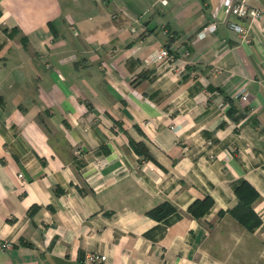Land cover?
<instances>
[{"label":"crops","instance_id":"crops-1","mask_svg":"<svg viewBox=\"0 0 264 264\" xmlns=\"http://www.w3.org/2000/svg\"><path fill=\"white\" fill-rule=\"evenodd\" d=\"M217 1L0 0V264H264L262 21L205 32Z\"/></svg>","mask_w":264,"mask_h":264},{"label":"trees","instance_id":"trees-1","mask_svg":"<svg viewBox=\"0 0 264 264\" xmlns=\"http://www.w3.org/2000/svg\"><path fill=\"white\" fill-rule=\"evenodd\" d=\"M129 143L137 154L141 155L143 158L154 161L153 157L149 154L147 148L142 143L134 141H129ZM233 192L236 197V203L231 208L227 209L226 212L236 219L246 230H254V228H256L260 223V219L251 207L252 201L258 195L256 190L248 181L241 179L235 184ZM212 203V198L208 194H205L202 197L193 199L187 205V211L194 218H200L209 210ZM35 209L36 206L31 205L28 213L31 214ZM172 211L173 207L168 202L162 201L148 209L145 213L151 218L162 219ZM217 214L222 215L223 211L219 210L217 211Z\"/></svg>","mask_w":264,"mask_h":264},{"label":"built area","instance_id":"built-area-1","mask_svg":"<svg viewBox=\"0 0 264 264\" xmlns=\"http://www.w3.org/2000/svg\"><path fill=\"white\" fill-rule=\"evenodd\" d=\"M160 3H165L167 0H159ZM217 10L222 13V22L230 29L239 33H245L247 28L252 26V21L260 19L261 30L264 33V6L255 4L252 0H219L217 6L214 7L213 16L216 15ZM216 27L215 22H211L202 28L205 32L213 31ZM132 30L133 28L130 27ZM173 60V54L165 46H160L154 49L146 57L145 61L153 62H170ZM17 177L22 179V172L17 173ZM10 242L7 240L0 242V248H6L10 246ZM105 255L95 251L87 252L83 261L88 264H99ZM153 264V263H147Z\"/></svg>","mask_w":264,"mask_h":264},{"label":"rangeland","instance_id":"rangeland-1","mask_svg":"<svg viewBox=\"0 0 264 264\" xmlns=\"http://www.w3.org/2000/svg\"><path fill=\"white\" fill-rule=\"evenodd\" d=\"M218 1H219V0H218ZM218 1H217V3H218ZM166 2H167V1H166ZM166 2H165V3H166ZM165 3H161V4H165ZM217 3H216L215 6H217ZM253 3H254V2H253ZM215 6H214V7H215ZM214 7H213L212 10H211V16H212L213 19H212L210 22L204 24V25L202 26V28H203L204 26L208 25V24L211 23V22H215V23H216V26H217V23L220 21V19L218 20V10H217V12H216V15L213 16ZM215 28H216V27H215ZM153 264H154V263H153Z\"/></svg>","mask_w":264,"mask_h":264}]
</instances>
